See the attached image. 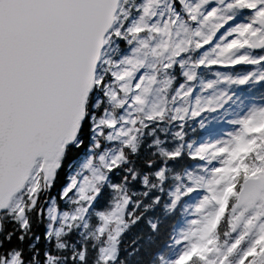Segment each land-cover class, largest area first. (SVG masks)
Instances as JSON below:
<instances>
[{
    "label": "snow or ice",
    "instance_id": "6c2138e0",
    "mask_svg": "<svg viewBox=\"0 0 264 264\" xmlns=\"http://www.w3.org/2000/svg\"><path fill=\"white\" fill-rule=\"evenodd\" d=\"M0 264H264V0H0Z\"/></svg>",
    "mask_w": 264,
    "mask_h": 264
}]
</instances>
